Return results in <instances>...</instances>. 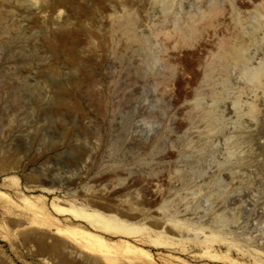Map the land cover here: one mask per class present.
<instances>
[{
    "label": "rangeland",
    "instance_id": "374dc122",
    "mask_svg": "<svg viewBox=\"0 0 264 264\" xmlns=\"http://www.w3.org/2000/svg\"><path fill=\"white\" fill-rule=\"evenodd\" d=\"M72 209L157 264H264V0H0V258L84 261Z\"/></svg>",
    "mask_w": 264,
    "mask_h": 264
},
{
    "label": "bare ground",
    "instance_id": "6f19581e",
    "mask_svg": "<svg viewBox=\"0 0 264 264\" xmlns=\"http://www.w3.org/2000/svg\"><path fill=\"white\" fill-rule=\"evenodd\" d=\"M79 86L80 81L73 78L70 87L77 89ZM57 90H59L58 92L60 93V98L57 101L58 106H68L69 92H71V89L66 86L61 87ZM75 106H77V104H75ZM71 211L72 215L74 213L77 218L78 216L80 219L87 218L88 221L90 220L89 223H92L91 225H93L91 226V228H88L85 225H79L78 227H75L71 230L73 236L82 245L83 249L89 252V255L88 257H86L87 255H85L84 261L76 263L73 260L74 256L72 255L70 257V253H79L80 249L73 244L70 245L69 248V246H66L64 243L62 244L60 242H56L51 247H47V252L52 251L57 254L62 261V264H157L155 256H153V253L150 252L151 250L148 251L136 245L135 243H132L133 241H137L138 239L134 238V240L132 237V242L129 239L131 236H134L141 230L129 225L126 221L121 220L120 218H117L115 216H105L100 212L86 213L74 209H72ZM109 231L118 233L122 237L115 240L113 239V235L112 237H108L103 234ZM150 239L151 240L148 242L149 244L151 242V244L153 243L154 245L159 246V244L163 243L161 238L159 237ZM147 240L145 241V239H143V241L145 242H147ZM6 262H4V259L0 258V264H8V262Z\"/></svg>",
    "mask_w": 264,
    "mask_h": 264
}]
</instances>
